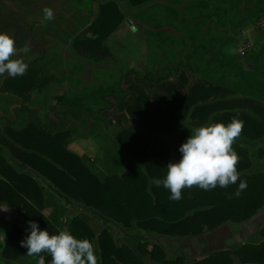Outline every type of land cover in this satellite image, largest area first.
I'll list each match as a JSON object with an SVG mask.
<instances>
[{
  "label": "trees",
  "instance_id": "trees-1",
  "mask_svg": "<svg viewBox=\"0 0 264 264\" xmlns=\"http://www.w3.org/2000/svg\"><path fill=\"white\" fill-rule=\"evenodd\" d=\"M224 1L189 0L184 9L191 13L203 8L217 11ZM242 2L245 6L240 8ZM99 6L100 13L91 26L93 32L103 38L115 28L122 16L110 0L101 2ZM228 7L233 19H238L234 28L242 27L247 20L264 12V0H230ZM169 9L171 13L175 12ZM240 12L243 14L241 18L238 17ZM232 42L233 37L228 36L219 42L206 40L193 44L181 59L161 71L145 70L142 75L133 70L122 72L116 82L94 89L89 94L70 95L54 110L55 118L47 121L24 104L14 108L12 117L0 115V120L4 119L3 144H0V203L15 210L24 226L12 225L2 253L6 257L28 256L27 249L20 246V241L29 235L27 222L34 221L40 230L47 229L49 234H58L59 216L66 211L61 200H50L46 187L27 171L45 178L61 195L90 206L123 226L135 224L147 231L168 235L204 233L226 220H245L261 207L264 204V170L251 169L254 153L249 146L237 140L232 147L240 157L236 166L240 179L247 181V188L243 191L238 190V180L226 188H186L182 191V199L173 201L169 199L171 193L168 189L162 185L157 187L151 181L153 178L163 179L167 164L180 159L178 149L192 133L190 125L202 126L210 122L226 125L233 117H238L244 122L239 137L251 140L262 138L264 104L251 98L208 101L212 92L219 89L214 85H197L190 94L179 99L151 104L136 83H131L128 88L122 87V80L131 74L136 81L149 84L167 80L181 69L192 72L195 57L206 58L220 68H231L237 62L236 56L228 51ZM261 51L256 56L261 55ZM130 88L139 91L134 102L128 101ZM108 98L126 99L124 104L128 113L139 116L161 133L170 134V140L158 142L150 131L124 126L115 135L109 170L99 175L83 157L68 148V137L73 131L69 127V119L90 111L94 118L104 120L109 113L105 114L103 110L113 106ZM247 107L253 113L245 110ZM116 118L121 120L122 116ZM186 120L189 127L182 126ZM179 127L182 130L176 133ZM255 156L264 160V143L256 147ZM68 229L76 238L92 235L88 224L79 217L70 220ZM97 242L98 264H147L141 260L145 256L144 250L149 259L158 260L160 264H232V254H236L242 264H264V242L244 244L233 250H217L193 261H186L181 256L168 259L156 244L146 249L147 241L140 243L144 250L139 248L137 255L127 244H117L106 229L99 233ZM42 255L45 264H51L50 255ZM31 258L37 264L38 258Z\"/></svg>",
  "mask_w": 264,
  "mask_h": 264
},
{
  "label": "rangeland",
  "instance_id": "rangeland-1",
  "mask_svg": "<svg viewBox=\"0 0 264 264\" xmlns=\"http://www.w3.org/2000/svg\"><path fill=\"white\" fill-rule=\"evenodd\" d=\"M105 1L108 0H0V32L14 37L18 58L28 64L22 76H0L2 117H12L14 108L24 104L47 121L55 118L54 110L74 93L89 94L116 82L127 70L139 75L145 70L161 71L181 59L193 44L219 42L228 36L233 37L228 51L237 61L231 68H220L206 58L195 57L192 72L181 69L167 80L149 84L136 81L131 74L122 80V87L136 83L151 104L179 99L197 85L219 88L208 101L251 98L264 104V27L253 23L264 12L234 28L238 19L231 16L230 0L220 4L217 11L211 5V9L193 13L184 9L189 0H110L122 17L114 29L99 38L91 22L100 13V3ZM239 6L243 8L245 4ZM46 7L53 10L54 19L42 24ZM169 8L175 12L171 13ZM238 17H243L242 12ZM25 46L30 49L28 53L22 51ZM258 51L261 55L256 56ZM138 92L130 88L128 101L134 102ZM108 100L113 106L103 110L109 113L104 120L94 118L90 111L69 119L73 131L68 137V148L83 157L97 174L107 168L114 153L115 135L124 126L150 131L158 142L170 140V134H163L139 116L128 113L126 99ZM245 110L253 113L248 107ZM119 115L121 120L116 118ZM182 126L189 127L187 120ZM190 126L191 132L199 127ZM181 130L179 127L176 133ZM3 131L4 119L0 120V144ZM237 141L254 153L251 169L264 170V160L255 156L264 136L255 140L238 137Z\"/></svg>",
  "mask_w": 264,
  "mask_h": 264
},
{
  "label": "clouds",
  "instance_id": "clouds-1",
  "mask_svg": "<svg viewBox=\"0 0 264 264\" xmlns=\"http://www.w3.org/2000/svg\"><path fill=\"white\" fill-rule=\"evenodd\" d=\"M43 20L52 21L51 8L43 9ZM25 46L23 53L29 52ZM16 57V58H14ZM19 57L14 37L0 32V76L5 73L15 78L27 72L28 64ZM244 122L233 117L228 124L222 122L206 123L196 127L186 138L178 151V161H170L163 179L153 178L151 183L163 186L171 193L170 200L182 199V191L198 187L211 190L217 186L226 188L240 180L238 190L247 188V181L240 179L237 164L240 157L232 145L240 136ZM29 235L20 241L27 249L29 257H37V264H45L42 253L51 257V264H98V249L88 238H76L68 228L58 230V234H49L47 229L40 230L34 221H28Z\"/></svg>",
  "mask_w": 264,
  "mask_h": 264
},
{
  "label": "crops",
  "instance_id": "crops-1",
  "mask_svg": "<svg viewBox=\"0 0 264 264\" xmlns=\"http://www.w3.org/2000/svg\"><path fill=\"white\" fill-rule=\"evenodd\" d=\"M110 163L111 159H109L107 168L99 171L100 175L107 173L111 166ZM27 172L38 178L41 184L46 187L49 191L50 200L52 198L61 200L66 207L65 213L59 216L60 229L68 228L70 220L74 217H79L92 230V235H89L87 238L96 247L98 246L97 237L103 229L108 230L112 234L113 240L117 244H127L137 255H139V248L141 251L144 250V247L140 246V243L147 241L146 249H150L153 244H156L163 250L166 258L174 259L177 256H181L186 261L203 259L217 250H233L244 244L258 245L264 242V233H261V230L264 229V204L249 218L242 221L226 220L200 234L168 235L147 231L135 224L123 226L115 220L104 216L96 209L61 195L54 187L49 185V182L45 178L40 177L38 174L30 171ZM14 223L19 224L22 228L24 227L21 216L6 204L0 203V264H34L33 258L29 256L6 257L2 253ZM143 254L145 255L144 258H141L143 262L147 264H160L158 260L149 259L145 250ZM242 256L246 257V254H242ZM232 264H242V261L236 254H232Z\"/></svg>",
  "mask_w": 264,
  "mask_h": 264
},
{
  "label": "built area",
  "instance_id": "built-area-1",
  "mask_svg": "<svg viewBox=\"0 0 264 264\" xmlns=\"http://www.w3.org/2000/svg\"><path fill=\"white\" fill-rule=\"evenodd\" d=\"M253 23L256 27H264V15L257 17Z\"/></svg>",
  "mask_w": 264,
  "mask_h": 264
},
{
  "label": "water",
  "instance_id": "water-1",
  "mask_svg": "<svg viewBox=\"0 0 264 264\" xmlns=\"http://www.w3.org/2000/svg\"><path fill=\"white\" fill-rule=\"evenodd\" d=\"M132 29H135V27H132Z\"/></svg>",
  "mask_w": 264,
  "mask_h": 264
}]
</instances>
